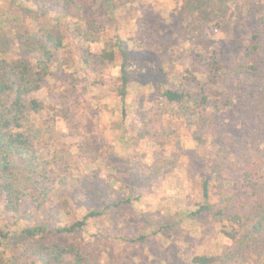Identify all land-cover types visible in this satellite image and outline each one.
<instances>
[{"label": "rangeland", "instance_id": "obj_1", "mask_svg": "<svg viewBox=\"0 0 264 264\" xmlns=\"http://www.w3.org/2000/svg\"><path fill=\"white\" fill-rule=\"evenodd\" d=\"M262 15L264 0H78L67 11L57 0H0V56L34 63L33 45L43 37L52 47L42 25L63 33L34 94L42 108L24 128L37 162H16L29 195L17 213L0 198V230L11 234L0 256L26 242L25 225L55 227L93 209L104 212L83 231L49 236L74 251L61 264H197V255H222L232 244L223 229L237 224L218 211L249 214L256 198L241 172L258 163L264 173V60L245 54ZM119 41L130 52L125 118L112 89L120 61L99 57ZM239 62L255 67L229 75ZM182 87L207 99L202 115L166 101L165 89ZM215 264H264V238Z\"/></svg>", "mask_w": 264, "mask_h": 264}, {"label": "trees", "instance_id": "obj_2", "mask_svg": "<svg viewBox=\"0 0 264 264\" xmlns=\"http://www.w3.org/2000/svg\"><path fill=\"white\" fill-rule=\"evenodd\" d=\"M27 1L40 7L42 0ZM57 1L66 11L73 9L75 3L78 2V0ZM42 27L44 40L49 42L52 47L43 43V37L42 42L38 45L34 46L31 43L35 49L39 50V55L34 63L23 60H9L0 56V198L5 200V209L11 213H17L20 210L22 199L29 195L27 191L29 190V183L27 181L23 183V178L15 171L17 160L26 161L29 166L37 162L33 142L24 133L25 125L30 118L42 108L39 99L34 94L40 90L42 84L51 75L53 52L63 44V33L57 24L47 22ZM262 40H264V15L260 17L258 28L250 37V44L245 48V54L250 58H254V63H261V60H264V56L258 54L264 50ZM116 46L118 47L117 50L114 46L110 49L105 48L99 57L110 62L120 61V75L112 80V89L121 100V112L123 118H125L130 52L123 46L122 41L117 42ZM219 67L222 66H213L214 70H218ZM251 67L254 68L255 65L246 67L244 62H239L231 67L227 73L240 77L243 73L250 72L249 68ZM163 96L168 103L179 104L188 108L191 114L199 113L202 115L203 107L201 108V104L207 101L206 98L202 100L194 98L185 91L184 87L167 88L163 91ZM188 103L190 104L186 105ZM259 166L258 163H254L251 168H244L240 175V185L249 192L251 197L256 198L251 212L244 214L240 212L225 213L224 210L218 211L237 224V227L232 230L223 229L231 239L232 244L222 255L195 256L193 260L197 264H215L219 261L228 263L248 248L258 245L261 239L264 238V173L260 172ZM211 167L213 180L219 182L218 186L222 188L224 184L221 171L216 168V163H213ZM208 185L209 181L205 180V197L209 196ZM33 200L36 199L33 197ZM113 205L109 204L106 207ZM205 207L203 206V208ZM103 212L104 209H93L88 211L81 219L55 227L42 220L25 225L20 232L25 237L26 242L21 247L12 249L11 255H7L6 259L0 256V264H61L64 255L72 253L73 249L69 245L58 241L49 242V236L83 231L90 218L100 216ZM10 236L9 231L0 230V247L6 246ZM74 255L77 257V252Z\"/></svg>", "mask_w": 264, "mask_h": 264}]
</instances>
